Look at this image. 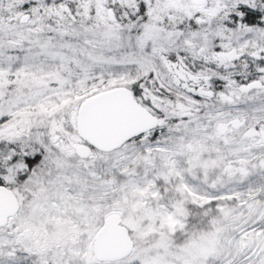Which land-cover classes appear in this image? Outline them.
Returning <instances> with one entry per match:
<instances>
[{"label": "snow or ice", "instance_id": "1", "mask_svg": "<svg viewBox=\"0 0 264 264\" xmlns=\"http://www.w3.org/2000/svg\"><path fill=\"white\" fill-rule=\"evenodd\" d=\"M0 264H264V0H0Z\"/></svg>", "mask_w": 264, "mask_h": 264}]
</instances>
